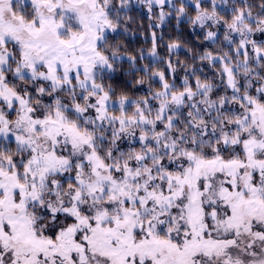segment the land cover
Returning <instances> with one entry per match:
<instances>
[{"label": "snow or ice", "instance_id": "obj_1", "mask_svg": "<svg viewBox=\"0 0 264 264\" xmlns=\"http://www.w3.org/2000/svg\"><path fill=\"white\" fill-rule=\"evenodd\" d=\"M0 264H264V0H0Z\"/></svg>", "mask_w": 264, "mask_h": 264}, {"label": "trees", "instance_id": "obj_2", "mask_svg": "<svg viewBox=\"0 0 264 264\" xmlns=\"http://www.w3.org/2000/svg\"><path fill=\"white\" fill-rule=\"evenodd\" d=\"M140 23H141L140 19L137 18V24H136V25H132V27H133V28H136ZM142 23L146 26L148 22H147V20H143ZM129 39L131 40L130 47H131L132 49H135V48H137V47H141V46H145V45L143 44V39H144V38H143L141 35H139V34H137V35L135 36V38H131V37H130Z\"/></svg>", "mask_w": 264, "mask_h": 264}]
</instances>
